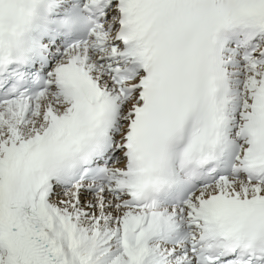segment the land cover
Instances as JSON below:
<instances>
[{
    "label": "snow or ice",
    "instance_id": "1",
    "mask_svg": "<svg viewBox=\"0 0 264 264\" xmlns=\"http://www.w3.org/2000/svg\"><path fill=\"white\" fill-rule=\"evenodd\" d=\"M0 264H264V0H0Z\"/></svg>",
    "mask_w": 264,
    "mask_h": 264
}]
</instances>
